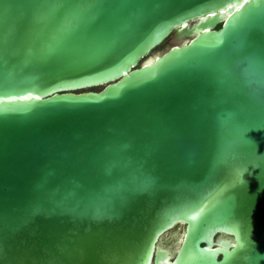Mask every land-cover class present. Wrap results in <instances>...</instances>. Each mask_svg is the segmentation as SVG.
I'll use <instances>...</instances> for the list:
<instances>
[{"label": "water", "instance_id": "1", "mask_svg": "<svg viewBox=\"0 0 264 264\" xmlns=\"http://www.w3.org/2000/svg\"><path fill=\"white\" fill-rule=\"evenodd\" d=\"M243 165L264 0H0V264H264Z\"/></svg>", "mask_w": 264, "mask_h": 264}, {"label": "snow or ice", "instance_id": "2", "mask_svg": "<svg viewBox=\"0 0 264 264\" xmlns=\"http://www.w3.org/2000/svg\"><path fill=\"white\" fill-rule=\"evenodd\" d=\"M257 167H254L252 165H243L238 167L237 169L234 170V178L232 183L233 188L237 186H241L247 190L249 187L248 178L257 179L259 182V187L257 193L252 194L253 200L255 196L259 194V192H264V173L260 175H255L257 172ZM250 236H251V232L249 231L245 234L240 247L255 248V242L250 239ZM258 255L259 253L254 252L253 255L250 257V259L252 260V264H255V260Z\"/></svg>", "mask_w": 264, "mask_h": 264}, {"label": "rangeland", "instance_id": "3", "mask_svg": "<svg viewBox=\"0 0 264 264\" xmlns=\"http://www.w3.org/2000/svg\"><path fill=\"white\" fill-rule=\"evenodd\" d=\"M167 46V44L164 42L162 45H160L156 50H163L165 47ZM101 88V86L100 87H97V88H95V90H99ZM171 234H166V236L165 237H169Z\"/></svg>", "mask_w": 264, "mask_h": 264}, {"label": "flooded vegetation", "instance_id": "4", "mask_svg": "<svg viewBox=\"0 0 264 264\" xmlns=\"http://www.w3.org/2000/svg\"><path fill=\"white\" fill-rule=\"evenodd\" d=\"M165 43L167 44V43H168V41H165Z\"/></svg>", "mask_w": 264, "mask_h": 264}, {"label": "trees", "instance_id": "5", "mask_svg": "<svg viewBox=\"0 0 264 264\" xmlns=\"http://www.w3.org/2000/svg\"><path fill=\"white\" fill-rule=\"evenodd\" d=\"M219 27V26H218Z\"/></svg>", "mask_w": 264, "mask_h": 264}]
</instances>
